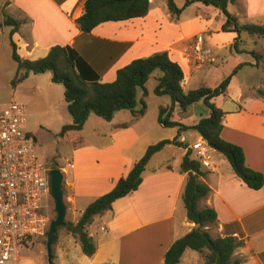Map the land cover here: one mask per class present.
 <instances>
[{"label":"crops","instance_id":"1","mask_svg":"<svg viewBox=\"0 0 264 264\" xmlns=\"http://www.w3.org/2000/svg\"><path fill=\"white\" fill-rule=\"evenodd\" d=\"M174 1L178 7L184 6L185 0ZM84 2L0 0V23L3 22V11L20 22L11 39L21 58L38 59L46 56L52 46H69L85 59L103 82L114 80L117 69L133 59L158 51H167L181 66L186 75L185 90H189L186 83L192 78L197 87H215L231 74L225 92L212 100L224 112L220 135L241 147L246 165L264 176V96L257 94L259 90L264 92V46H259L261 41L264 43V37L251 36L245 31L241 33L247 36L229 31L233 41L220 48L217 45L223 44L219 36L223 32L224 19L219 20L221 12L218 9L196 1L183 7L180 15L173 18L166 0H149V10L144 17L105 22L84 33L75 24V19L84 11ZM235 5L238 8L230 10V6ZM191 8L194 12L186 14ZM227 10L239 24H264V0H235ZM11 28L0 26V51L8 46L11 49ZM205 33L207 39L203 42ZM197 39L213 52L211 61L202 66H194L184 58L191 41ZM37 77L51 80V73H30L22 82L32 79L34 88L39 89L41 84ZM139 91L137 99L140 98ZM169 104H158L157 108ZM201 106L203 115L195 117L194 107ZM208 114L209 109L200 100L186 111L174 107L172 119L193 125ZM145 115L146 111L136 119L129 110L121 109L110 120L98 123L97 133L107 138L98 148H92L91 142L81 136L82 129L60 136L70 143V155L65 165L54 161L49 168H59L63 173V194L68 211L80 208V215L89 203L110 191L116 181L129 172L148 145L160 140L154 139L158 133L156 126L144 124ZM26 131L36 140L30 131ZM186 132H190L189 141ZM76 135L82 138L76 140ZM197 137L199 135L194 131H184L179 140L191 145ZM185 152L182 148L174 165L147 170L154 154L142 173L138 188L115 200L111 210L94 218L87 228L96 245L91 256L82 252L78 241L63 227L51 247L53 264H163V256L170 245L194 227L186 217L182 200L187 173L180 171V163ZM202 171L201 179L209 186L210 193L198 202V206L211 207L217 215L216 221L204 229L214 237L233 236L240 241L233 258L241 264H264V185L256 190L249 188L234 173L228 160L212 148L211 167H202ZM73 215L74 212L68 218L67 212L68 221L78 219ZM25 249L29 248L26 246ZM20 259L21 251L10 261ZM21 262L40 264L29 256H24ZM200 263L204 264L201 253L187 248L178 264Z\"/></svg>","mask_w":264,"mask_h":264},{"label":"trees","instance_id":"2","mask_svg":"<svg viewBox=\"0 0 264 264\" xmlns=\"http://www.w3.org/2000/svg\"><path fill=\"white\" fill-rule=\"evenodd\" d=\"M196 1L213 6L226 16L222 24L223 31H233L237 34L245 31L251 36L264 37V24H239L237 18L228 12L227 6L235 0H185L183 7ZM166 4L173 18H177L183 10V7H178L174 0H166ZM148 10L149 0H85L84 11L75 19V24L81 32L89 33L105 22L144 17ZM3 16L0 26L3 24L12 27L9 33L11 57L16 64L15 74L11 81L12 87H16L30 73L45 72L51 73L52 82L63 86V97L71 116V122L61 127L58 136H63L68 131H80L90 113L104 120H110L116 111L127 109L136 119L142 117L146 111L145 83L156 69L162 72L157 79L154 93L169 96L170 104L158 107L157 122L163 127H176L177 134L172 139H161L148 145L143 156L134 162L125 176L116 181L110 191L89 203L75 222L66 220L65 224L60 226L78 241L82 252L87 256L95 252V242L87 229L94 218L111 210L113 202L118 198L135 191L142 182V173L151 157L167 145H174L186 149L180 163V171L187 173L182 200L186 217L194 223V227L170 245L163 256V264H178L187 248L201 253L204 264H241L240 260L233 258V252L240 241L233 236L214 237L204 229L217 219L213 208L208 206L199 208L198 206V202L208 196L210 188L201 179L204 173L203 166L193 156L188 143L179 140L180 134L184 131L198 133L212 149L228 160L234 173L249 188L256 190L264 185L263 174L246 165L241 147L224 140L220 135L224 112L212 100L225 92L231 74L215 87L200 85L197 88L185 90L183 85L186 75L181 66L170 58L167 51H158L146 57L133 59L117 69L114 80L103 82L85 59L69 46H52L46 56L38 59L21 58L11 39L12 33L18 29L20 22L4 11ZM139 89L142 95L137 99ZM257 94L264 96V92L260 90ZM200 100L209 109L208 116L202 117L193 125H186L172 119L174 107L177 106L181 111H186ZM138 104L139 109H136ZM120 126L125 127L126 124H120ZM60 227L56 228L52 244L56 240V232ZM47 232L48 229L44 235L47 236ZM48 264H53L52 256Z\"/></svg>","mask_w":264,"mask_h":264},{"label":"rangeland","instance_id":"3","mask_svg":"<svg viewBox=\"0 0 264 264\" xmlns=\"http://www.w3.org/2000/svg\"><path fill=\"white\" fill-rule=\"evenodd\" d=\"M237 8L238 7L236 5L230 6V10H236ZM194 10V8H191L186 12V14H188L189 12H194ZM225 17L221 12V14L219 15V20H222L223 18L225 22ZM242 34L243 36H247L245 33H241V35ZM202 39L203 42L205 39H207L206 33L205 36L202 35ZM219 40L221 43H223L221 45L216 44L220 48L227 47L228 44L233 41L231 39V33L229 31L220 32ZM213 41L214 43H216V40ZM208 43L212 44V42ZM238 44L239 41L237 42V45ZM261 45L264 46L263 41L260 42L259 46ZM15 68L16 64L11 57V49L8 46L5 50L0 51V102L9 101L11 99L25 102L26 130L30 131L36 138L34 149L36 155L38 156V160L40 161V163L44 164L48 168L50 167V164L54 161L57 162L59 165H65L70 155V143L65 141L64 139H61V137L57 135L62 125L65 124L64 122L71 121V116L67 111L66 102L63 97V86L59 83H53L51 82V80L45 79V77H37L40 80L41 84L39 89L34 88L32 79L25 82L24 84L22 82V84H19V87L17 86L18 88H14L11 85V81L14 76ZM156 74L162 75V72L159 69H156L152 76L145 83V89L147 92L146 96L144 97L146 105V115L143 119V122L147 126H156L158 133H156V137L154 139L161 140L165 139L166 137L167 139H169L170 137H173L177 134V128L163 127L157 122V105H166V103L168 104L170 102V98L167 95H156L154 93V88L157 84V78L154 77L156 76ZM195 81L196 80L194 78L190 79V81L186 83L187 87L189 89L197 87ZM139 92L141 97L142 91L140 90ZM203 110V106L194 107L195 117L203 115ZM103 122H105L104 119H101L100 117L92 114L86 120L80 132L83 138H87L91 142L90 144L92 148L100 147L103 142L107 140L105 136L97 133V124H101ZM189 133H185V135H187L186 138L188 139V141L190 139ZM81 138L82 137H79V135H76L74 137V139L76 140H80ZM195 140L193 142H195ZM187 143L188 145H190L189 142ZM181 150L182 148H179L174 145L166 146L164 150L158 152L152 157L148 164L147 170H149V168H154L166 164L174 165V163H176L179 159L178 157L180 156ZM50 200L51 196L48 202V211L51 221L55 218L56 213L54 210L53 200ZM64 201L67 205V200L65 197ZM79 209L80 208H70L69 211L67 210L68 218L69 216H71L72 212H74V218H78L80 212ZM67 212L65 216V221L68 220ZM62 230H64L63 227H60V229L56 232V237ZM46 241V235L32 236L28 242L19 247V251H21V259L24 256H29L40 264L42 262L48 264L50 260L46 249ZM26 246L29 248L28 250L25 249ZM21 259L17 261H8L4 264H22Z\"/></svg>","mask_w":264,"mask_h":264},{"label":"built area","instance_id":"4","mask_svg":"<svg viewBox=\"0 0 264 264\" xmlns=\"http://www.w3.org/2000/svg\"><path fill=\"white\" fill-rule=\"evenodd\" d=\"M212 49L192 40L184 58L194 66L211 61ZM26 105L0 102V264L18 257L19 247L49 228V168L35 153V139L25 130ZM203 167H211V147L198 137L190 145Z\"/></svg>","mask_w":264,"mask_h":264},{"label":"water","instance_id":"5","mask_svg":"<svg viewBox=\"0 0 264 264\" xmlns=\"http://www.w3.org/2000/svg\"><path fill=\"white\" fill-rule=\"evenodd\" d=\"M63 173L59 168L49 169V190L50 196L53 200L54 210L56 216L49 223V228L47 232L46 249L48 253L49 260L51 259V244L53 240V235L57 227L63 226L65 224V216L67 212V205L64 201V194L62 189Z\"/></svg>","mask_w":264,"mask_h":264},{"label":"flooded vegetation","instance_id":"6","mask_svg":"<svg viewBox=\"0 0 264 264\" xmlns=\"http://www.w3.org/2000/svg\"><path fill=\"white\" fill-rule=\"evenodd\" d=\"M49 169H50V168H49ZM49 198H50V197H48V200H49ZM50 201H52V198H51V200H50Z\"/></svg>","mask_w":264,"mask_h":264}]
</instances>
